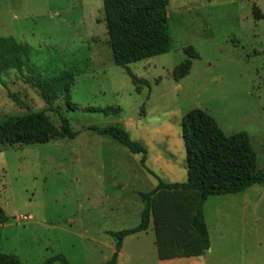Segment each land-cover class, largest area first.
Listing matches in <instances>:
<instances>
[{
    "label": "rangeland",
    "instance_id": "374dc122",
    "mask_svg": "<svg viewBox=\"0 0 264 264\" xmlns=\"http://www.w3.org/2000/svg\"><path fill=\"white\" fill-rule=\"evenodd\" d=\"M167 15L170 51L127 66L143 80L137 92L126 69L112 61L103 0H0V38L30 49L26 68L0 73V120L42 111L59 128L60 113L78 132L46 144L0 145V214L7 218L0 222V253L22 264L57 255L68 264L110 260L115 241L107 232L140 224L137 193L153 190L154 176L164 183L186 180L181 120L192 109L209 114L226 135L246 133L264 169V0H168ZM184 61L187 75L175 81ZM65 72L74 83L54 113L25 80ZM108 107L121 111H88ZM110 125L145 145L154 176L141 169L140 155L89 130ZM236 201L240 207V197L228 202ZM237 221L246 224L238 231L248 233L243 250L253 248L255 264H264V244L253 239L264 228H251V215ZM117 264H159L153 232L126 237Z\"/></svg>",
    "mask_w": 264,
    "mask_h": 264
},
{
    "label": "trees",
    "instance_id": "16d2710c",
    "mask_svg": "<svg viewBox=\"0 0 264 264\" xmlns=\"http://www.w3.org/2000/svg\"><path fill=\"white\" fill-rule=\"evenodd\" d=\"M168 0H103V11L113 63L126 69L133 84L143 83L127 66L151 57L166 54L171 49L167 15ZM30 49L14 38H0V73L27 67ZM189 59H197L195 52H187ZM183 68L180 73H177ZM186 70V72H185ZM189 62H181L173 72L178 81L187 75ZM25 83L33 86L46 107L59 113L55 103L67 98L74 83L68 72L49 80L31 77ZM149 87V86H148ZM14 102L17 99L12 96ZM68 110L75 106L66 101ZM91 112L106 115L120 113L118 107L91 108ZM59 115L60 127H54L44 113H28L0 120V145L31 146L46 144L51 140L73 139L78 135L71 129L68 119ZM89 130L99 136L109 137L130 154L140 155V166H145L147 150L138 140L118 126L95 127ZM181 136L185 150L186 180L182 183H164L157 180L149 193H139L143 204L140 224L132 229L107 232L115 241L114 252L104 264H116L122 243L128 236L144 233L152 221L160 257L170 255L200 256L209 249V237L202 207L208 197L238 194L253 185L264 184V172L257 168L256 154L246 133L226 135L216 121L205 111L192 109L181 120ZM7 220L0 214V222ZM174 253V254H173ZM68 264L62 255L45 260L42 264ZM0 264H22L12 254L0 253Z\"/></svg>",
    "mask_w": 264,
    "mask_h": 264
},
{
    "label": "crops",
    "instance_id": "0c3cea01",
    "mask_svg": "<svg viewBox=\"0 0 264 264\" xmlns=\"http://www.w3.org/2000/svg\"><path fill=\"white\" fill-rule=\"evenodd\" d=\"M261 146H264V141L261 142ZM256 164L257 168L264 172L263 168L258 167L259 163L257 161V156ZM146 168L150 170L147 166ZM141 169L143 168L141 167ZM143 170L148 173L145 169ZM252 191L253 194H250ZM139 193L140 192H138L137 195L141 203V209H139L141 216L143 204L139 197ZM237 196L240 197V207H237V201L228 202L235 197L238 199ZM202 212L209 237V249L200 256L188 257L170 255L168 257L161 258L156 244L153 222H150V224L152 223V228L150 230L148 229L147 232H153L154 245L157 249V259L159 264H255V262H257L254 260L253 248H251L250 252H245L241 246L248 238V233L245 234L243 231H238V229L242 230L246 224L243 222H241L243 224H240L237 220L240 216L245 217L247 215H251L255 218L254 226L251 228H255V230L261 227L264 228V221L262 218V214L264 212V184L257 186L253 185L238 194L208 197L203 203ZM206 215L213 216L214 224L208 223ZM253 236V239L257 238V240H254L257 247L264 244V241L260 238V236H262L264 239L263 232L260 231L254 233ZM228 243H232L233 246L229 248ZM236 243H238L237 246Z\"/></svg>",
    "mask_w": 264,
    "mask_h": 264
}]
</instances>
